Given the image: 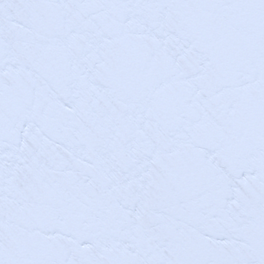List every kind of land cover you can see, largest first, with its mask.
I'll return each mask as SVG.
<instances>
[{
	"label": "snow or ice",
	"instance_id": "snow-or-ice-1",
	"mask_svg": "<svg viewBox=\"0 0 264 264\" xmlns=\"http://www.w3.org/2000/svg\"><path fill=\"white\" fill-rule=\"evenodd\" d=\"M0 264H264V0H0Z\"/></svg>",
	"mask_w": 264,
	"mask_h": 264
}]
</instances>
